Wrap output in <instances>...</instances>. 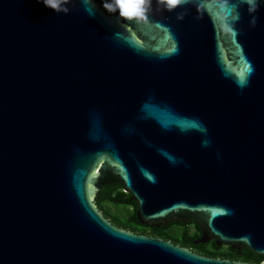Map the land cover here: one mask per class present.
Listing matches in <instances>:
<instances>
[{"label":"water","instance_id":"water-1","mask_svg":"<svg viewBox=\"0 0 264 264\" xmlns=\"http://www.w3.org/2000/svg\"><path fill=\"white\" fill-rule=\"evenodd\" d=\"M54 2L0 0V264H264V0ZM115 182L262 261L113 225Z\"/></svg>","mask_w":264,"mask_h":264},{"label":"trees","instance_id":"trees-1","mask_svg":"<svg viewBox=\"0 0 264 264\" xmlns=\"http://www.w3.org/2000/svg\"><path fill=\"white\" fill-rule=\"evenodd\" d=\"M94 1L107 14H112L116 10L115 0ZM113 8L115 10H112ZM93 202L103 216L119 228L160 237L204 256L248 263H260L262 261L261 255L248 248H242L239 252L228 245L217 246L213 240L205 243H194L200 235V230L192 221L186 223L173 221L159 227L141 224L135 215V203L130 200V194L124 190L123 184L120 182L103 185L95 194Z\"/></svg>","mask_w":264,"mask_h":264},{"label":"clouds","instance_id":"clouds-1","mask_svg":"<svg viewBox=\"0 0 264 264\" xmlns=\"http://www.w3.org/2000/svg\"><path fill=\"white\" fill-rule=\"evenodd\" d=\"M169 5H174L177 3V0H166ZM37 3H42L45 7L54 8L51 0H37ZM144 0H115V8H118L121 12L127 10H140L142 11ZM247 3L250 5L249 11H254L256 6V0H247ZM113 8L112 10H115ZM252 23H255L253 19Z\"/></svg>","mask_w":264,"mask_h":264},{"label":"snow or ice","instance_id":"snow-or-ice-1","mask_svg":"<svg viewBox=\"0 0 264 264\" xmlns=\"http://www.w3.org/2000/svg\"><path fill=\"white\" fill-rule=\"evenodd\" d=\"M51 2H52L53 7H55V2H54V0H51ZM125 11L127 12L128 10L125 9Z\"/></svg>","mask_w":264,"mask_h":264},{"label":"flooded vegetation","instance_id":"flooded-vegetation-1","mask_svg":"<svg viewBox=\"0 0 264 264\" xmlns=\"http://www.w3.org/2000/svg\"><path fill=\"white\" fill-rule=\"evenodd\" d=\"M240 251H241V250H240ZM240 251H239V252H240Z\"/></svg>","mask_w":264,"mask_h":264}]
</instances>
